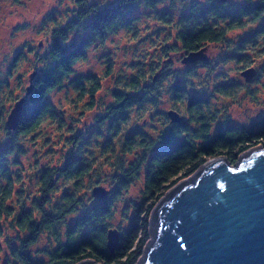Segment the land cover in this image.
Listing matches in <instances>:
<instances>
[{
    "label": "trees",
    "instance_id": "1",
    "mask_svg": "<svg viewBox=\"0 0 264 264\" xmlns=\"http://www.w3.org/2000/svg\"><path fill=\"white\" fill-rule=\"evenodd\" d=\"M160 1L119 0L116 4L101 9L95 3L87 4L85 0H80V4L84 5L75 18L53 34L48 54L52 63L42 74L33 77L27 98L15 103L11 115L13 123L10 122L14 135L11 137V143L3 150L0 149V176L6 180V183L0 185V216L5 220L10 219L13 227L28 233L27 237L21 240L19 247L10 249L13 260L3 264H82L88 260L100 264H135L143 255L151 237L150 229L155 207L169 190L193 175L209 159L225 157L231 164H235L242 153L264 142V119L259 129L228 126L210 135L211 118L203 115V109L207 106L202 98L193 96L182 84H175L172 87L173 97L178 101H188V120L170 124L169 131L160 136L158 142L145 143L141 140L138 147L147 151L144 157L139 162L134 160L128 168L121 166L120 171L114 175V189L106 197L98 198L93 193L92 203L87 207L84 206V197H77L76 202L72 203L75 191L82 188L83 181L91 178L93 168L91 164L79 163L73 169L78 157L70 149L62 166H47L40 171L38 176L40 194L34 196L32 206L25 207L20 201L23 190L17 191L15 187V184L20 182V174L10 170L9 157L14 153L13 148L19 145L20 138L28 137L40 130L45 116L55 120L58 113L53 110L48 93L60 89L61 81L75 73L74 64L86 58L87 45L95 41H105L119 28L133 29L135 18L132 17V13L138 4L143 3L147 8L156 9ZM186 3L185 10L176 21L166 18L169 16L167 12L161 16L176 31V43L166 49L182 50L185 61H196L203 57L204 50L209 44L228 42V33L231 30L247 25L244 19L254 23L264 15V0L254 2L246 0L240 4L229 0H204L203 3L201 0H187ZM80 27L87 32V36L69 42L68 32ZM256 35L264 37V25L241 39L238 50H244V44L247 43L256 45L257 39H254ZM237 56L240 58L239 54ZM111 63H107L106 76L113 72ZM156 69L158 70L157 66H154L152 71ZM258 76L259 71L257 78ZM82 77L96 81L90 92L80 88L79 100L88 97L90 101L87 106L93 108L95 104L92 101L102 88V79L99 75H83L74 78L70 83L79 86ZM140 83L141 76L134 77L128 88L138 90ZM146 93L148 92L131 95L125 90L114 92L115 103L98 119L101 124L108 122L107 133L98 129V132L93 134L97 138V143H100L98 146L101 156L115 155L116 140L124 132V125L131 119L130 111L135 104L144 102ZM170 115L172 117V114ZM192 123H198L199 129H192L190 127ZM62 124L61 120L59 127L62 128ZM138 136L146 135L138 130L125 135L119 144L121 151L127 154L136 150ZM102 139H104L102 142H98ZM68 141L80 147L82 151L88 150L85 146L91 144V140L77 136H72ZM93 163H96V160H93ZM141 168L145 184L140 203L133 206L134 217L127 229H113L109 221L114 211V201L139 177ZM61 179L70 184L71 189L64 190L59 198L67 207L59 214H54L45 210V206L52 201V194ZM55 207L60 209V203H56ZM80 207L84 209L83 213L66 226L67 241L59 242L53 249L47 251L48 260L36 259L28 249L37 242L39 234L49 231L58 235L56 225L65 221L68 215L75 213ZM37 210L43 214L39 222L32 218L33 212ZM0 231H3V225H0Z\"/></svg>",
    "mask_w": 264,
    "mask_h": 264
},
{
    "label": "rangeland",
    "instance_id": "2",
    "mask_svg": "<svg viewBox=\"0 0 264 264\" xmlns=\"http://www.w3.org/2000/svg\"><path fill=\"white\" fill-rule=\"evenodd\" d=\"M79 1L80 0H70V2L62 8L60 5L64 3V0H57V3L52 5H44L43 3L39 2V0H0V29H2L3 32L7 34L8 44V50L5 51L4 54L6 62V71L4 75L0 76V117H7V121L3 125V127L7 133L8 138L3 143H0L1 150H3L7 144L11 143V137L12 135H14V130L10 128L13 126L11 124L13 123L11 120V115L13 113L15 103L20 99L24 98V85L21 82L23 80H29L32 83L33 76H35L36 74H42V72L44 71L43 69L40 71H33L31 74L27 73L24 67L26 64V54L34 53L37 49H42L44 47V40L49 34V29H51L53 41V34L59 29H63V27H65V25L69 21L73 20L78 14L79 9L82 8V6L84 5V3L80 4ZM118 1L119 0H108V3L101 7L98 4V0H91V2L85 0L87 4L95 3L101 9L114 5ZM186 1L187 0H161L160 3L157 5L156 9L147 8L143 3H140L132 13V17L135 18L134 28L130 30H128L127 28H119L117 31L114 32L116 34H119L121 31H123V39L126 41H130V43H126L124 47L126 49H131L132 54L135 58L131 61H125V66L134 70L142 69L145 67L149 69L148 72H144L142 75H140L141 83H143L144 85L143 88H140L139 90H132L127 86L124 90L131 95H141L145 91L153 93V95L147 96L146 99H144L143 103L138 104L139 110L142 111L144 108L145 101L153 105L158 102V97L160 95L159 87L162 85V82L165 79H167L168 77H173L174 82L171 84L169 91L171 92L170 99L174 102V106L177 108V111L165 112L162 108H156L153 113L149 114L150 120H157L162 118L167 124V127L161 125L159 137L169 131L170 124H174L179 120H188L189 118V115L185 117L179 114V109L181 106H185V110L188 112V101H178L176 100V98L173 97L172 87L175 84H182L185 88L189 90V92L193 96H198L199 98H202L203 102L206 104L207 107L210 106L213 101L219 102L222 107L217 108L215 115L210 116L211 119L209 121L210 128L215 125V133L219 129L224 130L228 126H244L246 128L259 129L264 119V80H262V77H264V37L256 35V37H254V39H257V42H255L256 45H252V43L244 44V50L242 51L238 50V43L241 39L248 37L250 35V32L264 25V15L259 21H256L254 23H252V21L250 22V20L248 19H244L247 24L245 27L236 28L230 31L234 32L239 30L237 32L236 38L230 37L228 35V42L209 44L204 50L203 57L197 59L196 61H185V55L182 50L172 51L169 49L168 51V49H166L168 48V46H171L172 44L176 43V37L173 38V29L175 28L172 25L167 24V22H165L164 19L161 18V16L167 12L169 13V16H167L166 18H170L176 21L179 15L185 10L184 8H186L187 4ZM229 2H233L235 4L237 3L236 0H229ZM244 2H246V0H242L241 3ZM29 17H31V19H29ZM61 20L66 21V23L61 25ZM84 22L85 21H83L82 24L83 26L85 25ZM141 23H143L144 25L143 31L145 34L143 36L141 35V29L139 27ZM73 31L76 32V35L69 42H75L87 36V32L82 30V27L69 31L68 34ZM221 44H224L226 46L234 45V47L231 51H222L218 56H212L210 51L211 47H215ZM141 48H144L145 51L140 55H137V53H140ZM49 49L44 54V58H46L51 64L52 62L48 55ZM205 53H208V55H205ZM237 54H239L240 58L237 56ZM173 55H176L180 58L179 62L185 65L183 69L175 68L173 66ZM110 57L111 50L103 54V58H105L107 62L105 66V72L102 77L97 73L91 72L90 70L87 74L78 73L75 71V73L69 77L71 78L69 80V83L74 78L83 75H99L102 81H107L113 76V72L109 76H106L105 74L107 71V63L112 62V69L116 66L115 61H109ZM82 61L86 62L87 56L85 59L80 60L78 63ZM228 62H235L239 65V75L244 77L243 83L236 77H232L229 79L227 70L220 67L221 64ZM154 66H157V71H152ZM199 66L209 67L216 72V76L219 79V83L213 86L212 91H208L206 88H197L195 81H189L187 79L188 76L197 74L195 72V69ZM258 71L259 76L257 78ZM134 77L136 78L137 76H131L130 81ZM117 82H119V77L117 78ZM31 83L26 89L27 96L28 88L30 87ZM103 86L104 85L102 83V88ZM220 88L222 89L218 91ZM101 89L97 92V94L100 93ZM59 90L60 89H57L56 91ZM117 90L119 89H113V98L114 92ZM89 101L90 99H88L87 101H85V99L78 100V102L82 104H87ZM233 109H238L239 111H233ZM170 114H172V117ZM80 115L83 116L84 113L81 112ZM100 117L102 116H97L96 124L93 126L92 129L89 130L90 134H95L96 132H98V129L104 130L105 125L107 126L108 122L106 121L105 124H101V121L98 120ZM52 121L53 120L49 118L47 123V128L49 131L52 132V135L42 134V132L39 130L38 132L28 136L31 138V142L33 144V147L35 148V152L33 153V155L37 157V159L33 161V164L29 166L31 168V172L26 173L24 170V164L21 159V156L25 155L27 150L24 148L23 144H21L19 141V145H16L13 148L14 153L10 155L11 167L14 166L15 169H17V171H15V174H20V182L18 183H23L26 174L33 177L38 182V176L40 174V171L43 168L47 167L46 165L40 164L39 155L41 152V145L43 147V152L45 155L50 156L58 151L57 148L52 147L53 135L56 134L57 130H62V128L59 127L58 124L55 130L52 129ZM43 125H45V121L43 122L42 126ZM195 125V123H192L190 127L194 129ZM146 126L147 121L143 122L142 124H134L133 127L128 128L127 131H124L119 136V138L124 137L125 135H129L135 130L144 133L146 136H151L152 133H149L147 131ZM68 131L72 132V134L66 136L67 141L72 136L83 137L78 131H72L71 126H69ZM155 131L156 126L153 125V132ZM103 140L104 139L98 142H102ZM116 141V145L120 144L121 142L120 139ZM99 144L100 143H97V146ZM261 145L264 146V142L261 143ZM85 147L88 148V150L90 149L89 152H91L90 146ZM140 150L143 153L147 152L142 149ZM135 151L136 150H134L132 153H134ZM149 154L150 153L148 152V155ZM98 159L100 164L110 162L109 157H104L103 155L101 156V154ZM62 164H60L59 167L62 166ZM115 174L116 172L112 174L114 186ZM140 176L141 173L139 177L135 179L136 182H139ZM87 179L90 180L91 178L89 177ZM61 180H59L57 186ZM29 183H31V180H29ZM65 183L68 184L67 182ZM97 185L98 187L103 189L101 186H99L98 181L96 184L93 185L91 189L90 202L87 204V206L91 205L92 203V198L94 197L93 193L95 190V186ZM57 186L54 193L52 194V200L55 193L59 191ZM132 186L133 182L130 184L129 188ZM68 188L69 187H64L63 191ZM112 189H114V187ZM16 190L22 191L23 188H16ZM127 190L123 191L122 194L125 193ZM143 190L141 191L140 196L137 199L129 197L128 200L125 202L122 211L124 220L122 222V226L119 228L127 229L129 227L134 217L133 206L134 204L140 203L142 199ZM63 191L59 192V198L62 195ZM109 193L110 192H107V195ZM122 194H120V196ZM34 196L36 195H32V199L34 198ZM96 196L98 197V195ZM13 200L10 201L11 204L13 203ZM81 209L83 208L80 207L75 213H72L67 216H71L72 218L67 219L65 221V226L73 223L75 219L83 213L84 209ZM129 209H131V214H129ZM6 222L9 227H13L10 219L6 220ZM15 229L18 233L17 238H6L8 250L5 253L3 263L13 260L10 256V249L12 247H19L21 240L25 239L28 235L27 232L18 230L17 228ZM20 232L24 233L23 238H20ZM36 243L30 246L28 251L33 254V256L38 260H48L49 257L47 255V251L53 248L45 246L43 248H35V252H33L32 249L34 248ZM45 257H47V259H45ZM141 260L142 257H140L135 264H140Z\"/></svg>",
    "mask_w": 264,
    "mask_h": 264
},
{
    "label": "clouds",
    "instance_id": "3",
    "mask_svg": "<svg viewBox=\"0 0 264 264\" xmlns=\"http://www.w3.org/2000/svg\"><path fill=\"white\" fill-rule=\"evenodd\" d=\"M39 2L43 3L44 5H52L56 4L57 0H39ZM70 0H64V3L60 6L63 8L67 5ZM91 2V0H88ZM203 3L204 0H201ZM237 3H241L242 0H236ZM254 2V0H253ZM108 3V0H98L99 6L103 7ZM31 19V17H29ZM66 21L61 20L60 24L63 25ZM141 29V35L143 36L145 33L143 31L144 25L141 23L139 25ZM237 31L230 32L228 35L230 37L236 38ZM83 34V33H81ZM76 35V32L73 31L68 34L67 40H71ZM123 31L119 34L112 33L105 41H95L91 44L87 45L85 51L87 52V61L80 62L74 64V69L78 73L87 74L89 70L93 73L99 74L101 77L105 72L106 66V59L103 58V54L109 52L111 50V57L110 60L115 61L116 66L112 69L113 76L108 79L107 81H101L103 83V88L101 89L100 93L97 94L94 101L95 104L94 108H89L86 103H79V97L81 95L80 88L82 87L84 91H92L96 81L89 80L86 78H81L80 85L77 86L75 84L69 83L71 78H65L61 81L60 90L59 91H52L48 93V99L50 100L53 110L58 113L55 120L52 121V129H56V126L63 121L62 130H57L56 134L53 135V148H57L58 151L55 152L53 155H45L43 152V147L41 145V152L39 155L40 164L46 165L49 167L56 166L59 167L60 164L67 159V155L69 150L71 149L72 153H74L78 159L73 164V169L79 163L91 164L93 171L91 173V179H86L83 181L82 188L79 191H75L72 203L76 202L77 197H84V206L87 207V204L90 202L91 197V189L94 184L99 183L105 191L111 192L112 188L114 187L113 184V176L114 172H118L121 169V166L124 168H128L129 165L135 160L136 162L141 161L144 157V153L138 147L141 140H144L145 143H155L158 142L159 132L161 131V125L167 127L164 119H157V120H150L149 114L153 113L156 108H162L165 112L167 111H177V108L174 106V102L170 99L171 92L169 88L171 84L174 82L173 77H168L162 82V85L159 87L160 95L158 97V102L153 105L145 101L143 110H139V105H135L131 110V119L127 121L124 125L123 131H127L128 128L133 127L134 124L143 123L147 121V131L152 133L151 136H138L136 138L137 148L134 153L125 154L121 151L119 144L115 146V155H111L109 157L110 162L100 164L98 157L100 156L99 149L97 146V138L90 134V129L96 124L97 116H103L109 110V106L114 104V98L112 96L113 89H119L123 91L129 84L131 76L136 75L139 77L144 72H148L149 69L147 67L142 69H132L125 66V61H131L135 57L132 54L131 49H126L124 45L126 43H130V41H126L123 39ZM173 38H175V29H173ZM18 42V41H17ZM52 44V34L51 29H49V34L47 38L44 40V47L42 49H37L34 53L26 54V64H25V71L31 74L33 71H40L46 69L50 66L49 61L44 58V54L48 51L49 46ZM234 45H218L215 47H211V55L218 56L222 51H231ZM8 50L7 44V34L0 29V76L4 75L6 71V62L4 58L5 51ZM145 51L144 48H141L140 55ZM208 55V53H205ZM174 61V67L183 69L185 65L179 62V57L173 55L172 57ZM220 67L227 70L228 78L236 77L242 83L244 81V77L239 75V65L235 62H228L221 64ZM197 74L190 75L187 77L189 81H195L197 88H206L208 91L213 90V86L219 83V79L216 76V72L206 66H199L195 69ZM119 77V82H117V78ZM264 80V77H262ZM24 85V93L23 96L27 98V87L31 83L29 80H23L21 82ZM143 83H141L140 88H143ZM139 90V89H138ZM146 96L153 95V93L148 92L145 94ZM85 101L89 98L84 97ZM222 107L218 101H213L212 104L203 109V115L208 118L210 116H214L216 113L217 108ZM233 111H239L238 109H233ZM83 112L84 115L81 116L80 113ZM179 114L182 116L187 117L189 113L185 110V106H181L179 109ZM48 117L45 116V125H43L40 129L42 134L52 135V132L48 130L47 123ZM7 117H0V143H3L7 140L8 136L3 127L6 123ZM153 125L156 126V131L153 132ZM69 126H71L72 131H78L85 139L91 140L90 148L91 153L87 149L81 150L80 147L72 144L70 141L66 140V136L72 134L69 132ZM199 124L195 125V128L199 129ZM107 133V126L105 125V129L102 130ZM215 133V125H213L210 130L209 134L214 135ZM122 141L123 137L119 138ZM20 143L23 144L24 148L27 150L25 155L21 156V159L24 164V170L26 173L31 172L30 165L33 164V161L37 159L36 156L33 155L35 152V148L31 142L30 137H22L20 138ZM93 160H96V163H93ZM9 164L11 165V157H9ZM11 171L15 172L14 166L10 168ZM31 180V183H29ZM6 183L4 177L0 176V185ZM145 179H144V172L143 168H141V176L139 182L133 181V186L130 187L125 193H123L118 199L114 201L113 204V214L111 216V220L109 221L110 227L113 229H118L122 226V222L124 217L122 215V211L124 208L125 202L128 200L129 197L133 199H137L140 196L141 191L144 188ZM16 188H23L24 192L20 196V201L24 204L25 207L32 206V195H39L38 191V182L31 176L25 175L23 183H16ZM58 189L53 197L52 202L48 203L45 206V210L51 211L54 214H59L66 205L63 204L62 200L59 199V192L63 191L64 187H69L71 189L70 184H66L63 180L60 181L58 184ZM224 185H221L223 188ZM56 203H60V209L55 207ZM83 210V209H81ZM78 214V213H77ZM129 214H131V209H129ZM43 217V214L40 211L33 212V219L39 222ZM72 217H66L67 219H71ZM65 221H61L56 228L58 229V235L49 231H44L39 234L38 240L34 248L32 249L35 252V248H43L48 246L50 248H54L57 243L59 242H66V226ZM0 225H3V231H0V264H3L5 253L8 250V244L6 243V238H17V230L14 227H9L6 220L0 216ZM20 238H23L24 233H19ZM18 242V240H17ZM47 259V257H45Z\"/></svg>",
    "mask_w": 264,
    "mask_h": 264
},
{
    "label": "water",
    "instance_id": "4",
    "mask_svg": "<svg viewBox=\"0 0 264 264\" xmlns=\"http://www.w3.org/2000/svg\"><path fill=\"white\" fill-rule=\"evenodd\" d=\"M150 232L140 264H264V146L209 159L164 195Z\"/></svg>",
    "mask_w": 264,
    "mask_h": 264
}]
</instances>
